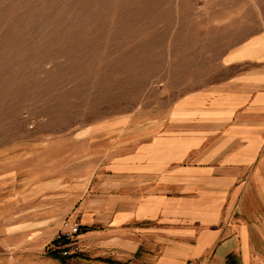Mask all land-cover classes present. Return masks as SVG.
Here are the masks:
<instances>
[{
  "label": "rangeland",
  "instance_id": "obj_1",
  "mask_svg": "<svg viewBox=\"0 0 264 264\" xmlns=\"http://www.w3.org/2000/svg\"><path fill=\"white\" fill-rule=\"evenodd\" d=\"M263 29L264 0H0L2 219L66 208L111 150L95 127L158 124Z\"/></svg>",
  "mask_w": 264,
  "mask_h": 264
},
{
  "label": "crops",
  "instance_id": "obj_2",
  "mask_svg": "<svg viewBox=\"0 0 264 264\" xmlns=\"http://www.w3.org/2000/svg\"><path fill=\"white\" fill-rule=\"evenodd\" d=\"M223 62L233 72L158 124L95 127L111 150L66 208L2 219L0 203V264H64L46 247L67 216L82 226L71 264H264V29Z\"/></svg>",
  "mask_w": 264,
  "mask_h": 264
},
{
  "label": "built area",
  "instance_id": "obj_3",
  "mask_svg": "<svg viewBox=\"0 0 264 264\" xmlns=\"http://www.w3.org/2000/svg\"><path fill=\"white\" fill-rule=\"evenodd\" d=\"M81 231V223L76 220L73 221L69 228L56 235L54 239L58 240L60 244L54 245L53 250H59L60 253L66 257L78 253L80 251V246L74 243V239L79 233H81Z\"/></svg>",
  "mask_w": 264,
  "mask_h": 264
},
{
  "label": "trees",
  "instance_id": "obj_4",
  "mask_svg": "<svg viewBox=\"0 0 264 264\" xmlns=\"http://www.w3.org/2000/svg\"><path fill=\"white\" fill-rule=\"evenodd\" d=\"M52 243H53L54 245H59V244H60V242H59L58 240H55V239L52 240ZM75 254H76V253H75ZM49 255H51V256H53V257H55V258L60 259L64 264H71V263H69V261H68V259L70 258V256H68V257L63 256V255L60 253L59 250H51V251H49ZM103 260H105L106 262L112 263V264H130L129 261L122 263V262L115 261V260H113V259H108V258H107V259H103Z\"/></svg>",
  "mask_w": 264,
  "mask_h": 264
}]
</instances>
